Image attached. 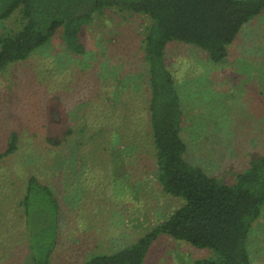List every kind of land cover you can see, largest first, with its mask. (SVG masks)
Wrapping results in <instances>:
<instances>
[{
	"label": "rangeland",
	"instance_id": "374dc122",
	"mask_svg": "<svg viewBox=\"0 0 264 264\" xmlns=\"http://www.w3.org/2000/svg\"><path fill=\"white\" fill-rule=\"evenodd\" d=\"M21 8L0 20V36L19 31ZM142 15L104 9L82 33L75 56L59 29L27 59L0 70V152L11 135L17 150L0 162V264H30L19 203L25 181L52 188L59 206L51 264H85L135 244L181 206L157 183L149 138ZM165 62L182 109L186 158L224 183L264 157V9L247 22L222 63L193 45L170 42ZM247 249L264 264V210ZM215 257L162 235L142 264H193Z\"/></svg>",
	"mask_w": 264,
	"mask_h": 264
},
{
	"label": "trees",
	"instance_id": "16d2710c",
	"mask_svg": "<svg viewBox=\"0 0 264 264\" xmlns=\"http://www.w3.org/2000/svg\"><path fill=\"white\" fill-rule=\"evenodd\" d=\"M21 10L19 31L0 36V70L27 59L62 30L66 49L86 55L83 30L93 15L118 9L147 17L151 25L142 38L147 69L149 138L154 150L157 183L163 193L182 203L138 241L109 255H96L85 264H142L160 236L211 249L215 257L193 264H252L247 249L254 222L264 210V157L227 184L209 176L186 158L181 137L183 115L172 73L166 66L170 42L193 45L209 62L222 63L243 26L264 9V0H0V20ZM18 146L12 134L0 162ZM25 218L26 252L30 264H51L57 247L59 206L52 188L37 177L25 181L19 203Z\"/></svg>",
	"mask_w": 264,
	"mask_h": 264
}]
</instances>
